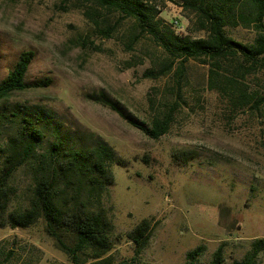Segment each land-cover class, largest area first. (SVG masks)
I'll return each instance as SVG.
<instances>
[{"label": "rangeland", "instance_id": "rangeland-1", "mask_svg": "<svg viewBox=\"0 0 264 264\" xmlns=\"http://www.w3.org/2000/svg\"><path fill=\"white\" fill-rule=\"evenodd\" d=\"M143 1L155 8L159 26L177 22L176 33L206 36L195 13L177 1ZM228 34L250 43L255 29L238 26ZM27 51L34 57L25 81L43 86L0 101V171L7 160H21L25 121L42 138L8 181L9 211L27 207L34 179L51 173L57 137L64 151L90 148L100 138L126 166L111 167L114 184L98 209L112 225L103 264H132L135 245L126 235L144 219L151 236L137 264H185L198 246L204 251L197 264H207L218 247L223 264H233L264 239V68L241 80L247 105L232 106L208 89L209 60H190L177 75L178 61L138 35L131 18L85 0H0V81ZM228 65L221 72L232 75L236 63ZM148 71L166 73L144 77ZM169 115V130L157 140L130 123L148 127ZM65 183L61 203L85 199L76 177ZM0 241L16 250L0 264H71L41 220L0 228ZM92 262L89 254L79 256L80 264ZM256 264H264V252Z\"/></svg>", "mask_w": 264, "mask_h": 264}, {"label": "trees", "instance_id": "trees-1", "mask_svg": "<svg viewBox=\"0 0 264 264\" xmlns=\"http://www.w3.org/2000/svg\"><path fill=\"white\" fill-rule=\"evenodd\" d=\"M102 9L119 14L120 18L134 20L138 35H148L163 49V51L178 61L176 74L190 60L205 63L211 62L207 86L211 91L223 96L232 106L244 107L251 96L245 92L241 80L258 69L264 68V0H172L183 8L195 13L205 37L192 38L181 35L174 30V24L159 26L155 21V8L143 0H85ZM238 26L255 29V35L250 43H244L228 34V29ZM110 32L105 37H110ZM32 51L20 54L6 78L0 81V101L12 93L31 88L42 87L40 82L27 83L26 73L33 60ZM228 63H236L232 75L221 71ZM168 66L166 71L171 69ZM166 71L155 74L150 71L144 77H159ZM256 101V105L261 104ZM104 106L115 109L110 103L100 102ZM172 117L156 116L148 127L130 121L147 137L157 140L165 135L171 125ZM27 130L26 143L22 147V158L7 160L0 171V228H29L39 220L44 222L45 232L56 241L58 248L71 260V264H80L79 256L89 254L92 264H103V258L111 249L112 225L98 210L102 198L109 187L114 184L111 167L114 164L125 166L118 160L114 151L100 138H96L90 148L62 150L63 142L53 143L50 153V170L48 175L40 174L34 179L31 198L28 206L23 209L8 210L11 192L8 181L13 172L28 162L34 154L37 143L42 138L41 133L25 121ZM61 151V152H60ZM176 158V156H174ZM126 167V166H125ZM69 177H76L85 187L84 200L61 203L60 185L67 187ZM68 188V187H67ZM94 210V211H92ZM151 236L149 221L144 219L126 235L135 245L132 264L146 247ZM65 239H72V244H66ZM204 251L198 246L186 253L185 264H197ZM264 252V239L251 242L250 249L241 261L233 264H256ZM16 250L3 248L0 241V259L4 263L12 260ZM222 247H218L207 264H223Z\"/></svg>", "mask_w": 264, "mask_h": 264}]
</instances>
